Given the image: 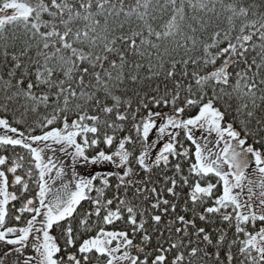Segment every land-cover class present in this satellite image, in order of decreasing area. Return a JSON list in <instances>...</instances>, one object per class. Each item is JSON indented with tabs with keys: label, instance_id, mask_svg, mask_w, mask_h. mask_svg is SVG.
<instances>
[{
	"label": "snow or ice",
	"instance_id": "obj_1",
	"mask_svg": "<svg viewBox=\"0 0 264 264\" xmlns=\"http://www.w3.org/2000/svg\"><path fill=\"white\" fill-rule=\"evenodd\" d=\"M0 264H264V0H0Z\"/></svg>",
	"mask_w": 264,
	"mask_h": 264
}]
</instances>
